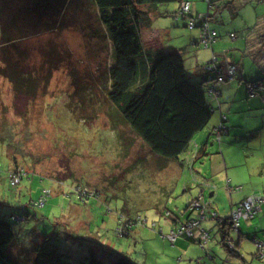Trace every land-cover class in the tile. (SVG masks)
Listing matches in <instances>:
<instances>
[{
	"label": "rangeland",
	"instance_id": "1",
	"mask_svg": "<svg viewBox=\"0 0 264 264\" xmlns=\"http://www.w3.org/2000/svg\"><path fill=\"white\" fill-rule=\"evenodd\" d=\"M184 1L193 8L197 2L203 11L209 7L206 0ZM224 1H233L230 9L216 12L223 7L220 2L210 8V15L217 16L213 29L224 34L218 49L198 46L202 52L196 55L192 44L184 57L188 84L211 101V121L196 137L207 133V153L196 160L191 153L199 145L192 142L178 163L155 155L129 127L120 124L114 130L108 108L98 105L100 86L93 88L92 75L111 64L113 48L106 35L93 36L96 30L105 33L95 5L64 0L58 6L47 0L54 6L48 10L37 0H0V219L12 224L15 240L8 254L17 264H86L92 254L108 263L126 256L135 264H238L227 260L231 253L213 232L218 243L212 250L209 242L195 244L199 251L191 247V254L179 261L172 252L179 245L167 238L168 226L161 219L188 211L191 195L200 191L202 205L212 200L226 218L231 199L226 184L216 186L217 172L232 167L231 173L251 180L250 175L255 182L264 174V108H256L247 89H239L244 81L220 83L225 95L210 97L209 85L201 84L203 73L195 68L196 63L212 65L214 56L217 64L231 58L235 64L244 62L250 77L264 78V56L256 55L255 61L247 52L264 28V5ZM179 6L161 5L143 22L144 28L159 29L166 50L175 44L186 47L192 33L189 20L161 15ZM232 8H237L236 17ZM75 75L90 87L87 94L97 105L87 99L86 114L69 102L78 96ZM224 126L226 131L214 135V127ZM211 187L217 191L212 199ZM256 221L249 223L256 226ZM207 223L202 225L210 229ZM246 227L242 220L241 233H230L241 239L238 246L233 243V254L241 253L239 264H264L256 244L264 243V232L244 237Z\"/></svg>",
	"mask_w": 264,
	"mask_h": 264
},
{
	"label": "trees",
	"instance_id": "2",
	"mask_svg": "<svg viewBox=\"0 0 264 264\" xmlns=\"http://www.w3.org/2000/svg\"><path fill=\"white\" fill-rule=\"evenodd\" d=\"M37 1L48 10L54 7L53 4L47 3V0ZM206 1L210 8H213L216 2H220L223 5L222 8L230 9L229 6L233 5V1ZM53 2H57L56 5L60 6L64 0H52ZM89 2L97 7L98 22L105 28L104 34L98 33L96 30L93 32V36L106 35L113 48L111 64L102 73L100 69L94 74L92 73V79L95 82L93 88L96 85L100 86L98 99L102 98V100L98 105L102 103L108 108L106 113L113 119L114 130L118 131V125L123 124L141 138L155 155L166 161L179 160V157L188 151L194 137L209 125L212 110L204 92L201 93L197 86L190 85L188 92L179 88L171 58L162 52L147 51L143 45L141 33L144 29L143 22L147 20L153 9L161 5L178 3L180 4L176 12L178 16L184 1L89 0ZM190 5L192 11V4L190 3ZM147 9L151 11H147ZM231 13L232 15L238 13L237 8H232ZM210 14L189 15L183 19L189 20L193 16L196 21V27L193 30H199L205 23L211 24L214 19L217 20L216 15ZM178 18L180 20L182 17ZM232 63L236 65L234 62ZM223 65L225 64L217 66L212 71H208L209 65H205L203 67L205 74H203L204 78L201 84L212 86L215 83L217 87L220 83L238 81L239 73L233 81H219L225 74ZM74 82L75 93H78V96L71 98L69 102L78 105L80 114H86L88 105L85 103L86 100L90 99L88 103L94 104L93 98L87 94L90 87L83 85L82 79L78 75H75ZM251 84L262 86L259 81L249 82V85ZM94 106L97 107L95 104ZM225 129L227 130L226 127ZM189 220L177 225L175 229ZM216 220L221 221L223 232L229 227L228 231L222 234L221 244L231 253L230 255H233L234 251L228 244L229 232L232 230L231 219L229 217L219 220L216 216ZM181 236L194 239L186 234L179 237ZM14 240L15 234L11 222L0 219V264H17L8 254V249ZM198 245L203 247L199 241ZM86 264L135 263L126 256H119L118 259L108 263L103 258L92 254L87 258Z\"/></svg>",
	"mask_w": 264,
	"mask_h": 264
},
{
	"label": "crops",
	"instance_id": "3",
	"mask_svg": "<svg viewBox=\"0 0 264 264\" xmlns=\"http://www.w3.org/2000/svg\"><path fill=\"white\" fill-rule=\"evenodd\" d=\"M184 1V0H183ZM186 2V1H184ZM223 2V1H222ZM263 6L264 5V0H256V6ZM213 8H216L215 5L213 6ZM224 9L222 7L218 8V10L216 9V12L218 11L221 12V10ZM175 10V9H174ZM174 10H168V11H164V12H161V15H163V17H168V16H172L174 18V21H178L179 18L178 16L176 15V12L178 9H176L175 11ZM206 12V14L208 13H211L210 12V7H208V10L206 11H203V6H201L200 4H198L197 2L195 3L194 5V8H193V5H192V15L195 16V15H204V13ZM238 15V13H234L233 17H236ZM257 15V14H256ZM214 22H216V20H214ZM175 24V22H173ZM213 28V27H212ZM216 29V28H215ZM214 29V30H215ZM216 31V30H215ZM191 35L189 36V38L186 39V41H184L183 45H186V47H182V46H178V44H175L172 46L171 49H165L166 46H164V44H162V41L160 40V32H159V29L158 28H144L143 31H142V40H143V45L145 47V49L147 51H151V52H162V53H165L166 55H168L170 58H171V61L173 63V66H174V75H175V78H176V82H177V85L179 86V88L184 91V92H188L189 90V86L190 84H188V79H191V78H188V74L186 73V66H187V60L184 59L185 55L187 54V52L189 51V48L191 47V45H195L196 48L198 46H201L200 43H199V30H191ZM195 32V33H194ZM231 34H234V33H231ZM179 35V34H178ZM224 36V34L222 35L221 33L218 34L217 32V41L222 39V37ZM216 41V42H217ZM214 43L213 46L211 47L212 51L214 52L215 50L218 49V44L217 43ZM189 43V45H188ZM188 45V46H187ZM182 47V48H181ZM201 48V47H200ZM210 49V48H209ZM202 51H199V48L195 49V54L196 55H200ZM209 52V51H208ZM248 54L251 55L252 59L256 61V55L257 56H264V28H262L258 33L257 35L254 37L253 39V42L252 44H250L249 48H248ZM246 57V54L245 56ZM197 66L195 67L196 70H197V74L199 75L200 73H203L204 74V71H203V67L205 66V64H198L196 63ZM221 64H224L221 63ZM221 64H219L218 66H221ZM236 65H238V68H239V82H242V85L238 86L239 89H241L242 87H244L245 89H247V91L249 92V89H248V86H249V82H261L262 86H261V89L259 91H261V94H260V97H256V95L254 97H252L250 95V92H249V97L250 98H255L254 101L256 100V108H264V78L263 79H257L256 78H252L250 77L249 75H247L248 73H246V70H245V63H240L239 61L236 62ZM225 65H223L224 67ZM192 76V75H191ZM194 78L198 79L196 76H194ZM204 78V77H203ZM199 81V79H198ZM227 84V83H226ZM224 85V84H223ZM226 86V85H224ZM223 86V87H224ZM229 86V85H228ZM231 87V86H230ZM219 85L216 87V89H218L219 91H216V94L214 95L215 99H218L219 97H223L225 95V91L222 89H219ZM207 97V96H206ZM213 98V97H212ZM208 99V98H207ZM208 102L209 104L211 103V101L208 99ZM225 121V120H223ZM217 129L214 127L213 129V133L214 135L217 133L216 131ZM207 132V131H206ZM206 134L207 133H202L199 137H200V140H198L196 137L198 136V134L194 137L193 141L192 142H197V144L199 145L198 148H195L192 150V153L191 155L197 160L198 157H201V156H204L206 155L207 153V148L205 146L206 142L204 143L205 141V137H206ZM192 142L190 143V145L192 144ZM190 148V146H189ZM187 153V152H186ZM178 163H180V160H178ZM233 168L232 167H222V169L220 171L217 172L216 174V177L214 178L215 179V182H217L218 184L216 185L217 187H223V185L226 184L225 186V189L228 191L229 193V196H230V199H231V211L236 208L237 206H239L246 198L254 195V194H257V195H260V194H264V174L263 172H260V175H262V178H258L259 180H256V182L252 179L250 175H249V178L250 179H247V178H240L238 176V173L236 172H232L231 173V170ZM254 177V176H253ZM227 179V180H226ZM231 179V180H229ZM242 179V180H241ZM207 181H210V180H207ZM228 185L231 187V185H235L234 187L235 188H241L242 191H238L239 193H237V195H235L236 197H234V194H230V190L228 188ZM238 186V187H236ZM233 188V187H232ZM211 189V194H210V198H214L215 197V194L216 192H213L215 189L213 187L210 188ZM186 192H188L189 190H185ZM263 193H262V192ZM203 193V191H200L199 195ZM198 195V196H199ZM198 196H192L191 195V200L189 201L188 203V207L186 208V210L188 209V211H184L183 213L181 214H172L168 217V215L166 216L167 218H169L168 220H166L163 215L161 216V219L162 221L164 222V225H167L168 228H167V231L168 233L170 234L172 230H174L176 228L177 225L181 224V223H184L185 221L189 220V219H193V218H198V212H195V211H192L189 207L190 203L198 198ZM203 198L205 199V196L203 194ZM205 209H206V216L207 218L205 220H201V230H204L206 232L209 233L210 235V239H209V246L210 247L209 249L212 250L213 248V245L218 243L217 242V237H212L211 238V233L213 232L214 234H218L222 240V234L224 232H227L229 227H227L226 229H224V232L222 231V228H221V225H220V222L218 220H216V218H213L212 216L214 214H216L217 218L220 220V219H228L230 216L226 217V218H223L222 216H220V212H219V209L218 208H215L214 207V203L213 201L209 200L207 202V205H205ZM208 211H210L212 214H209ZM231 211H230V215H231ZM209 214V216H208ZM257 219L256 221V226L252 225V223L250 224L249 222L252 221V220H255ZM212 220H214L216 223H212ZM210 223H207L206 226L210 227V229H207L206 227H204L202 225L203 222H209ZM242 222V221H241ZM241 222H240V226H239V230L238 231H235L234 229L231 230V232H236V233H241ZM246 222L247 224V229H248V232L245 233L244 235L242 236H250V235H253L255 237H257V234H260L261 232H264V203L261 205V209L260 211L258 212V214L251 220L249 221H244ZM249 225V227H248ZM216 228H217V231H216ZM231 232H229V241L230 240L236 244V246H238V242H240L241 239L237 240V238H234L233 236H231ZM168 234V235H169ZM199 233L197 232V235ZM168 235H167V238H168ZM164 236V235H163ZM197 239H189L187 238L186 236H181L178 238V240H176L175 243H172L173 245H179L178 247H174V249L172 250L173 254H175L177 256V258L179 259V261H182V259L188 255L191 254V247H192V250L195 252L199 251V249H197L196 245H198V240L196 241ZM196 244V245H195ZM212 252V251H211ZM207 255V254H206ZM242 259H241V258ZM208 258V257H207ZM227 260L231 261V262H236L239 264V262L241 260H243V257L241 256V253L240 255L239 254H233V255H230L227 257ZM236 260V261H234Z\"/></svg>",
	"mask_w": 264,
	"mask_h": 264
},
{
	"label": "built area",
	"instance_id": "4",
	"mask_svg": "<svg viewBox=\"0 0 264 264\" xmlns=\"http://www.w3.org/2000/svg\"><path fill=\"white\" fill-rule=\"evenodd\" d=\"M191 5L188 2H184L181 5L180 11L178 13V17H182L185 18L191 14ZM196 27V21L195 18L190 17L189 18V22H188V28L190 30H193ZM199 43L201 46H203L206 49H209L213 46V44L217 41V32L212 28L211 24L205 23L201 28H199ZM230 38L235 39L236 35L235 34H230ZM229 62L225 63V68H224V72L225 74L223 75V78H221L219 81L220 82H227V81H233L236 77H237V70H236V66L232 63L233 61L231 60V58H228ZM218 60L217 56H214V60L211 62L212 65L209 64L207 70L208 71H212L214 70L218 64L216 63ZM214 63V64H213ZM217 65H216V64ZM213 84V83H212ZM210 87V92H211V96L210 97H214V95L216 94V85L215 83ZM258 88H260L257 85H249L248 89L250 92V95L252 97H254L256 95V91L258 90ZM217 133L221 132V131H226L225 127L223 128H217ZM15 181V178H14ZM229 188V192L230 194H232L233 192L239 191L241 190V188H231L228 185ZM202 201H204L203 198V193H201L198 198L194 199L189 207L192 211L198 212V218L195 219H191L189 220L187 223H185L184 225H181L180 227H178L177 229L171 231V233L168 235V239L172 242L175 243L177 238L180 235L186 234L188 237L190 238H194L197 239L202 246L204 247L206 245V243L209 241L210 239V235L208 232L201 230V220H205L207 218L206 216V209H205V205H202ZM264 203V194H254L248 198H246L239 206H237L236 208H234L231 211V217H230V223L232 226V229H234L235 231L239 230V226H240V222L242 220L244 221H249L251 219H253L258 212L261 209V205ZM213 218H216V214H214L212 216ZM221 223V221H220ZM197 232L199 233L197 235ZM229 247L232 249L233 248V242L230 240V242L228 243ZM257 246H258V256H261V254L264 252V243L262 242H256Z\"/></svg>",
	"mask_w": 264,
	"mask_h": 264
}]
</instances>
